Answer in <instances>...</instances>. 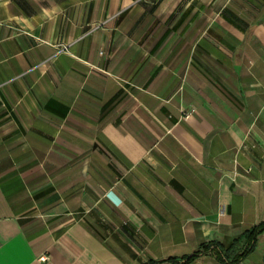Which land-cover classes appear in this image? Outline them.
<instances>
[{
	"label": "crops",
	"instance_id": "1",
	"mask_svg": "<svg viewBox=\"0 0 264 264\" xmlns=\"http://www.w3.org/2000/svg\"><path fill=\"white\" fill-rule=\"evenodd\" d=\"M262 222L264 0H0V264H171Z\"/></svg>",
	"mask_w": 264,
	"mask_h": 264
},
{
	"label": "trees",
	"instance_id": "2",
	"mask_svg": "<svg viewBox=\"0 0 264 264\" xmlns=\"http://www.w3.org/2000/svg\"><path fill=\"white\" fill-rule=\"evenodd\" d=\"M264 232V222L246 230L236 238L230 246H224L216 240L204 242L193 254L182 257H171V264H189L196 257L208 253H215L222 261L235 264L247 256L255 247L258 236Z\"/></svg>",
	"mask_w": 264,
	"mask_h": 264
}]
</instances>
